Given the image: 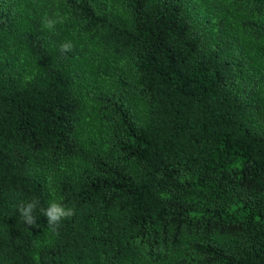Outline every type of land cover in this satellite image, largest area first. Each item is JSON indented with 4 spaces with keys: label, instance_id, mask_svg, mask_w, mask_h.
<instances>
[{
    "label": "trees",
    "instance_id": "1",
    "mask_svg": "<svg viewBox=\"0 0 264 264\" xmlns=\"http://www.w3.org/2000/svg\"><path fill=\"white\" fill-rule=\"evenodd\" d=\"M0 264H264V0H0Z\"/></svg>",
    "mask_w": 264,
    "mask_h": 264
},
{
    "label": "clouds",
    "instance_id": "2",
    "mask_svg": "<svg viewBox=\"0 0 264 264\" xmlns=\"http://www.w3.org/2000/svg\"><path fill=\"white\" fill-rule=\"evenodd\" d=\"M63 19V17L58 15L55 18L45 16L41 22L44 28L52 30L55 28L57 23H62ZM73 47V44L68 41L61 43L59 50L61 53H67L72 51ZM37 203V201L33 200L31 202L18 205V212L23 218L24 222H26L28 225H35L36 223L34 211L36 209ZM74 214L75 211L73 208L67 207L63 203L55 200L49 204L47 209L44 210V215L47 217L48 227L52 229L53 232H58V228L62 220L71 218Z\"/></svg>",
    "mask_w": 264,
    "mask_h": 264
},
{
    "label": "rangeland",
    "instance_id": "3",
    "mask_svg": "<svg viewBox=\"0 0 264 264\" xmlns=\"http://www.w3.org/2000/svg\"><path fill=\"white\" fill-rule=\"evenodd\" d=\"M40 6L42 7V9H43V12H50L51 11V8H50V6H49V4L50 3H44V2H42V1H40ZM97 81H100L99 83L100 84H104L105 85V81L104 80H97ZM98 83H95V84H93L94 86H96Z\"/></svg>",
    "mask_w": 264,
    "mask_h": 264
}]
</instances>
